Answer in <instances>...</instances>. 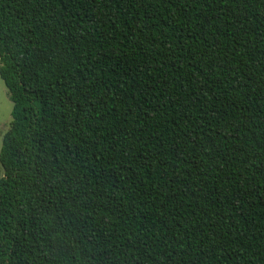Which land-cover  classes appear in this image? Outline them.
Here are the masks:
<instances>
[{"label":"trees","instance_id":"obj_1","mask_svg":"<svg viewBox=\"0 0 264 264\" xmlns=\"http://www.w3.org/2000/svg\"><path fill=\"white\" fill-rule=\"evenodd\" d=\"M0 264H264V0H0Z\"/></svg>","mask_w":264,"mask_h":264},{"label":"rangeland","instance_id":"obj_2","mask_svg":"<svg viewBox=\"0 0 264 264\" xmlns=\"http://www.w3.org/2000/svg\"><path fill=\"white\" fill-rule=\"evenodd\" d=\"M13 103L9 96V91L0 77V149L2 146L3 136L8 130L11 121V110ZM4 174L0 164V177Z\"/></svg>","mask_w":264,"mask_h":264},{"label":"snow or ice","instance_id":"obj_3","mask_svg":"<svg viewBox=\"0 0 264 264\" xmlns=\"http://www.w3.org/2000/svg\"><path fill=\"white\" fill-rule=\"evenodd\" d=\"M14 103V101H12Z\"/></svg>","mask_w":264,"mask_h":264}]
</instances>
